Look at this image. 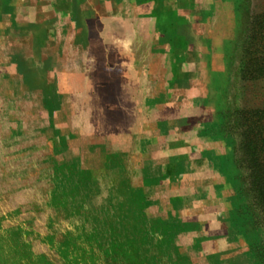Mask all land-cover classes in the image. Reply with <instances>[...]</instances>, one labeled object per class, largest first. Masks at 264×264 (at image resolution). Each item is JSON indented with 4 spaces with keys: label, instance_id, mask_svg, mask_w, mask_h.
Returning <instances> with one entry per match:
<instances>
[{
    "label": "rangeland",
    "instance_id": "rangeland-1",
    "mask_svg": "<svg viewBox=\"0 0 264 264\" xmlns=\"http://www.w3.org/2000/svg\"><path fill=\"white\" fill-rule=\"evenodd\" d=\"M90 1L85 28L0 42V264H264V0L191 3L212 113L190 135L176 121L202 100L168 82L183 52L151 4Z\"/></svg>",
    "mask_w": 264,
    "mask_h": 264
},
{
    "label": "crops",
    "instance_id": "crops-1",
    "mask_svg": "<svg viewBox=\"0 0 264 264\" xmlns=\"http://www.w3.org/2000/svg\"><path fill=\"white\" fill-rule=\"evenodd\" d=\"M141 2L148 5L151 4V19H154L159 24V28L161 25L163 32L168 35V38H163L164 44L173 45V48L178 44V50L183 52L178 56L184 60L179 62L178 70H176L177 73L168 77V82L172 83L173 89L181 87L180 90H182L184 95L185 93L186 95L199 93V98L202 100L201 104L203 106L200 104V108H204V111H200V108L197 110L190 107L188 110L192 112L187 111V114H180L178 116V120L176 121L178 129L176 132L179 135L181 133H188L190 135L197 130L203 132L204 129H207V122L211 119L209 116L212 113L206 110L208 106L207 97L209 98V95L205 92L207 84L212 80V61L208 60L207 65L206 56H202L200 53L201 49H207L206 40H204L202 34L200 35L197 32L195 25L197 16L190 9L191 3L197 2V0H141ZM180 2L184 3V10L182 11H180V7L176 8ZM75 3L76 9L73 10ZM150 8L148 7V10ZM94 10L95 7H93L90 0H0V42L2 45L4 44L2 48L5 49L6 43L13 45L14 41L16 42V39L22 35L26 36L28 34L33 36L41 33L51 36L53 32L51 26L53 24L62 26V21L68 19L70 14L71 16L74 14L76 18L81 19L82 27L85 28L88 24L86 20L90 16H95L92 12ZM148 10L147 12H149ZM42 19L44 20L42 21ZM82 32L84 30L78 32V35ZM8 45L7 49H9ZM198 66L204 67L203 69H205L206 73L202 71V74H197ZM160 80V78L156 79L160 85L165 82L163 78ZM161 88H163L162 85ZM197 111H199V114ZM204 141L202 143L196 141V139H189L181 144L189 149L188 155H184L187 157V160L184 159L185 162L194 164L200 162L203 166L209 162L210 158H206V156L201 154L197 155V147H206V141ZM190 147L194 148L191 149ZM182 157L179 156L178 159L180 160ZM156 159H158V156ZM173 160L169 158L170 162ZM224 168L222 166L218 168L222 172L220 177H223V174H225Z\"/></svg>",
    "mask_w": 264,
    "mask_h": 264
},
{
    "label": "trees",
    "instance_id": "trees-1",
    "mask_svg": "<svg viewBox=\"0 0 264 264\" xmlns=\"http://www.w3.org/2000/svg\"><path fill=\"white\" fill-rule=\"evenodd\" d=\"M250 193L258 215L264 220V162L254 160L250 174Z\"/></svg>",
    "mask_w": 264,
    "mask_h": 264
}]
</instances>
